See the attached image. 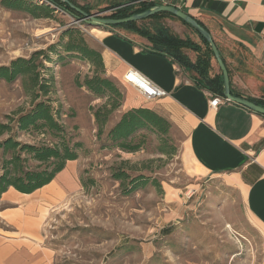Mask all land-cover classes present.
Listing matches in <instances>:
<instances>
[{"label":"rangeland","instance_id":"obj_1","mask_svg":"<svg viewBox=\"0 0 264 264\" xmlns=\"http://www.w3.org/2000/svg\"><path fill=\"white\" fill-rule=\"evenodd\" d=\"M76 1L90 5L92 13L100 15L116 10L100 11L109 4L123 7L129 3ZM73 20L59 9L52 18H32L0 5V65L57 43ZM76 25L89 45L100 50L88 33L91 25ZM60 55L62 59L58 60L57 55L49 53L51 62H45V76L52 74L54 78L49 96L54 106L60 107L68 137L83 146L71 170L73 187L52 207L46 205L49 211H42L46 218L44 243L54 251L53 263L263 264V236L247 220L238 192L220 179L191 173L183 144L185 136L176 125L171 123L166 135L138 137L137 151L100 148L89 107L102 99L77 85L94 73L95 66L71 53ZM104 74L117 84L124 97L126 88L106 70ZM153 102L148 101L147 106L153 109ZM28 106L20 80H0V119ZM118 116L115 113L111 117L107 129ZM40 138L20 136L26 141ZM120 169L130 177L141 174L145 181L129 192V179L122 186L113 178V172ZM0 226L4 227L2 223Z\"/></svg>","mask_w":264,"mask_h":264},{"label":"crops","instance_id":"obj_2","mask_svg":"<svg viewBox=\"0 0 264 264\" xmlns=\"http://www.w3.org/2000/svg\"><path fill=\"white\" fill-rule=\"evenodd\" d=\"M161 1L188 13L209 31L233 95L264 100V0ZM163 20L181 37L199 40L180 20ZM88 33L100 48L106 73L126 88L124 109L148 107V101L122 80L131 68L166 92L151 100L153 109L183 132L191 173L220 179L236 190L247 220L264 240V116L231 101L211 107L212 93L197 87L192 74L168 56L144 51L149 42L139 35L111 26H90ZM186 54L191 60L196 57L190 50ZM211 67V74L218 72L215 59ZM74 161H67L51 182L32 193L9 188L1 194L0 264H54V251L44 243L42 211H49L47 206L73 187Z\"/></svg>","mask_w":264,"mask_h":264},{"label":"trees","instance_id":"obj_3","mask_svg":"<svg viewBox=\"0 0 264 264\" xmlns=\"http://www.w3.org/2000/svg\"><path fill=\"white\" fill-rule=\"evenodd\" d=\"M69 2L86 13H92L93 8L90 5L80 4L76 0ZM128 2L123 7H118L119 4H109L100 11L117 7L115 11L103 15L117 19L161 4L152 0ZM0 5L9 10L22 11L32 18H52L57 9L68 13L75 20L81 18L79 12L62 0H0ZM168 16L180 20L170 13L159 12L141 20L111 27L125 29L131 34L145 38L149 44L143 47L144 51L168 56L192 74L191 79L197 87L222 96V75L220 70L211 74V61L214 57L208 42L181 20L199 40L176 34L162 23V19ZM187 50L195 53L194 60L186 54ZM60 51L76 55L95 66L94 73L86 76L83 82H78L77 85L86 87L96 98L102 99L100 104L89 107L100 148L116 147L123 151H137L140 146L138 137L144 138L146 134L166 135L171 127V121L152 108L131 107L121 110L123 94L117 84L104 74L101 51L89 45L86 35L78 25H69L62 31L57 43L0 65V80L6 83L20 80L29 103L28 108L5 114L0 119V196L9 188L28 194L43 187L64 169L67 161L76 160L78 152L82 149L83 144L80 141L73 142L72 138L68 137L66 127L61 121L60 107L54 106V100L49 96L54 85L52 74L47 77L44 74V71L48 70L45 62H51L49 53L57 55L58 60H61ZM249 100L264 107V100ZM115 113H119V116L107 129ZM23 135L42 138L26 141L20 139ZM112 175L122 186L125 185L124 181L129 179V192L141 181H145V176L138 174L130 177L125 169L115 170Z\"/></svg>","mask_w":264,"mask_h":264},{"label":"water","instance_id":"obj_4","mask_svg":"<svg viewBox=\"0 0 264 264\" xmlns=\"http://www.w3.org/2000/svg\"><path fill=\"white\" fill-rule=\"evenodd\" d=\"M70 5L71 8L76 10L81 14V18L76 20L79 22H83L85 24H89L91 26H112V25H118L122 23H127L131 21H137L144 18H147L151 15H154L159 12H167L175 17L179 18L181 21L185 22L186 24L190 25L198 34H200L209 44L210 49L212 50L213 57L215 59V62L220 70V73L222 75V86H223V94L222 96L226 99H228L231 102H234L236 104L242 105L245 108L255 112L264 115V107L261 105H258L254 103L253 101L249 100L248 98L242 97V96H236L231 93L230 90V80L228 75V70L225 66V63L219 53V50L215 44V42L212 39L211 34L209 31L200 25L195 18H193L188 13L176 8L175 6L169 5V4H159L155 5L153 7H150L142 12L131 14L127 17L123 18H110L103 15H100L98 13H86L83 10H81L79 7L75 6L69 0H62Z\"/></svg>","mask_w":264,"mask_h":264},{"label":"built area","instance_id":"obj_5","mask_svg":"<svg viewBox=\"0 0 264 264\" xmlns=\"http://www.w3.org/2000/svg\"><path fill=\"white\" fill-rule=\"evenodd\" d=\"M79 21L73 20V24L78 23ZM122 80L124 83L130 85L134 88L138 94L146 101H151L166 95V92L160 87L153 84L148 78L142 76L137 71L133 69H128L122 75ZM229 101L220 95H210L209 105L211 107H217L219 104Z\"/></svg>","mask_w":264,"mask_h":264},{"label":"bare ground","instance_id":"obj_6","mask_svg":"<svg viewBox=\"0 0 264 264\" xmlns=\"http://www.w3.org/2000/svg\"><path fill=\"white\" fill-rule=\"evenodd\" d=\"M43 31V30H42ZM48 31H49V29H48ZM42 33H44V32H42Z\"/></svg>","mask_w":264,"mask_h":264}]
</instances>
